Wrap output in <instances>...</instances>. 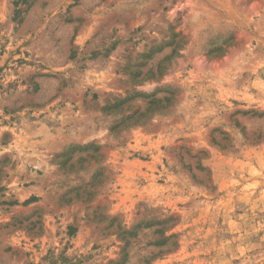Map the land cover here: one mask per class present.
<instances>
[{"label":"rangeland","instance_id":"374dc122","mask_svg":"<svg viewBox=\"0 0 264 264\" xmlns=\"http://www.w3.org/2000/svg\"><path fill=\"white\" fill-rule=\"evenodd\" d=\"M0 264H264V0H0Z\"/></svg>","mask_w":264,"mask_h":264}]
</instances>
